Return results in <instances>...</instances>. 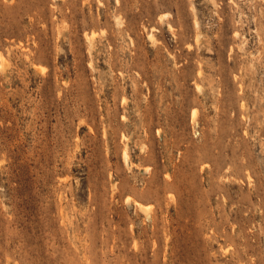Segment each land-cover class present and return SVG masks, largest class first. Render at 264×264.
<instances>
[{
	"label": "rangeland",
	"instance_id": "1",
	"mask_svg": "<svg viewBox=\"0 0 264 264\" xmlns=\"http://www.w3.org/2000/svg\"><path fill=\"white\" fill-rule=\"evenodd\" d=\"M0 264H264V0H0Z\"/></svg>",
	"mask_w": 264,
	"mask_h": 264
},
{
	"label": "bare ground",
	"instance_id": "2",
	"mask_svg": "<svg viewBox=\"0 0 264 264\" xmlns=\"http://www.w3.org/2000/svg\"><path fill=\"white\" fill-rule=\"evenodd\" d=\"M151 38V37H150ZM125 155V154H124ZM127 155H129V154H127ZM128 157V156H127ZM129 158V157H128ZM127 161V160H126Z\"/></svg>",
	"mask_w": 264,
	"mask_h": 264
}]
</instances>
